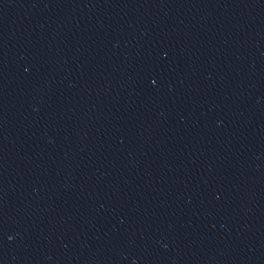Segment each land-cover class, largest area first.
Wrapping results in <instances>:
<instances>
[{"label":"water","instance_id":"95a60500","mask_svg":"<svg viewBox=\"0 0 264 264\" xmlns=\"http://www.w3.org/2000/svg\"><path fill=\"white\" fill-rule=\"evenodd\" d=\"M0 264H264V0H0Z\"/></svg>","mask_w":264,"mask_h":264},{"label":"clouds","instance_id":"9594fccd","mask_svg":"<svg viewBox=\"0 0 264 264\" xmlns=\"http://www.w3.org/2000/svg\"><path fill=\"white\" fill-rule=\"evenodd\" d=\"M10 239H11V237H10Z\"/></svg>","mask_w":264,"mask_h":264}]
</instances>
